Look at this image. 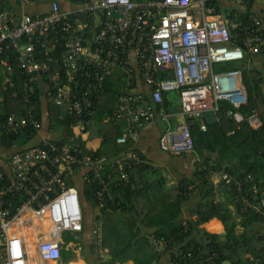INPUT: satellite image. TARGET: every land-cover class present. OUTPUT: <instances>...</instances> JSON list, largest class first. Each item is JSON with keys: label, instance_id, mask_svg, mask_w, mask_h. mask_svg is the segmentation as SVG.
<instances>
[{"label": "built area", "instance_id": "2783aa9c", "mask_svg": "<svg viewBox=\"0 0 264 264\" xmlns=\"http://www.w3.org/2000/svg\"><path fill=\"white\" fill-rule=\"evenodd\" d=\"M205 1L85 0L69 4L67 0L62 8L58 0H49L47 12L32 15L23 9L33 0H17L18 13L0 0V71L6 73L7 86L14 73L13 58L25 78L24 102L28 101L32 84L41 81L46 104L77 118L70 126L71 137L63 143V130L52 131L48 122H37L30 112L17 124L12 118L5 123L0 121L1 134L27 127L35 133L29 145L22 146L0 165V264H30V245L39 261L59 264L63 233L83 230L79 194L72 184L76 174L83 184L97 183L95 198L101 209L104 195L111 198L109 169L119 172V184L124 185L129 181L126 169L140 164L156 167L146 160L141 162L133 149L108 158L81 151L78 137L81 142L87 140L94 102L105 79L113 74L119 73L121 93L105 122L122 126L121 134L114 140L116 145L138 141L142 127L158 119L165 125L157 141L159 150L174 155L190 153L193 143L188 122L193 119L200 131H206L204 115L212 113L216 119L221 102L230 107L228 118L238 123L244 120L252 129L261 126L256 113L242 115L238 111L247 104L241 70H216L220 64L238 65L264 54L261 20L250 15L249 26L240 28L237 14H230L225 21L216 18ZM216 1L240 5L245 0ZM163 92L177 95V111L164 110ZM172 117L177 119L171 122ZM42 130L49 137L42 136ZM211 179L214 185L230 183L223 173L213 174ZM258 183L246 174L234 185L237 193L249 185L256 192ZM248 207L256 214L260 212L244 197L240 211ZM261 207L264 208V201ZM96 216L91 246L96 260L102 262L108 251L101 248L102 221ZM33 223L42 226L35 234L36 240L29 242L22 228ZM146 239L154 252L166 247L152 233ZM173 254L177 257L182 251L175 249Z\"/></svg>", "mask_w": 264, "mask_h": 264}, {"label": "trees", "instance_id": "16d2710c", "mask_svg": "<svg viewBox=\"0 0 264 264\" xmlns=\"http://www.w3.org/2000/svg\"><path fill=\"white\" fill-rule=\"evenodd\" d=\"M83 1L85 0H68V3L80 4ZM252 2L253 0H245L240 4L244 6V11L233 10L230 13L238 15L241 22L240 28L248 27L249 16L256 15L249 10ZM221 4L222 2L216 0L205 1L206 7L213 8L214 15L220 13L219 5ZM260 32L264 35V29ZM253 59L238 65L220 64L216 66V70L229 71L235 68L241 70V83L247 93V104L238 111L242 115L256 113L261 120V126L258 129H252L244 120L238 123L228 118L226 113L230 107L223 102L219 103L215 127L207 125L206 131L202 132L195 120L188 122L193 143L192 152L201 157V160L196 161L193 174L195 182L197 181L199 185H195L192 178H183L176 188L166 190L163 183L153 180L157 169L143 164L126 169L129 181L124 185L119 184L117 170L107 171L112 175L109 187L111 198L104 195L103 208L98 210V216L95 213L93 215V218L96 216L102 221L101 248L108 251L107 256L99 264H124L128 261L132 264H221L224 261H229L231 264H264V208L261 207V201H264V99L259 85L263 79L264 63L262 72H258L249 67ZM11 63L14 73L10 86H7L5 82L6 73L0 71L1 123L12 118L13 124H17L30 112L34 120L43 124L41 110L43 95L39 85L32 84V89L28 92V101L24 102L22 94L25 78L17 70L15 59L12 58ZM117 76L119 73L105 79L102 91L94 102V115L88 138L81 142L78 137V142L82 153L86 155L93 157L102 155L108 158L110 154L117 156L127 149H133L143 162L145 158L134 147L137 141H129L122 146L116 145L114 140L121 134L122 126L118 123L113 125L105 122L121 93L120 78ZM122 92L126 93L127 90ZM161 96L166 112L179 109L175 94L163 92ZM46 119L49 129L54 132L60 129L64 131L60 137L61 143L69 140L70 126L77 120L75 115H68L58 107L47 104ZM34 135L35 133L28 127L8 135L0 133V149L8 151L16 143L22 147ZM93 138H100V147L95 149L88 147L87 141ZM219 173L226 174L230 178V183L226 185L221 182L214 185L211 177ZM246 174H251L254 180L259 182L257 191H251V185H249L243 188L241 193H237L234 183L241 181ZM82 190L85 200L90 203L92 209H96L97 183L95 181L89 184L84 183ZM195 193L199 203L190 217L184 219L182 207ZM217 196L218 200L215 203ZM244 197L249 205L260 208L258 214L254 213L253 208L250 207L240 211ZM17 204L19 205L18 201H15L14 205ZM230 206L235 209L234 216L229 209ZM192 217L195 218L192 219ZM234 218L236 221L233 220ZM211 219H217L223 223L225 235L209 234L199 228L200 225L209 221L205 225L206 229L220 230V223ZM150 233L166 243L163 250L154 252L147 244L146 236ZM82 235L83 230L79 233L66 232L62 240L81 246ZM175 249H180L182 254L175 257L173 254ZM91 250L93 252L92 246ZM187 253L190 256H187ZM165 255L169 260L167 263H162ZM60 258L64 263H68L75 259L74 251L65 250L60 245Z\"/></svg>", "mask_w": 264, "mask_h": 264}, {"label": "crops", "instance_id": "0c3cea01", "mask_svg": "<svg viewBox=\"0 0 264 264\" xmlns=\"http://www.w3.org/2000/svg\"><path fill=\"white\" fill-rule=\"evenodd\" d=\"M3 1H5L7 3V5L10 8H12L16 13L20 12V9H19L18 4H17V0H3ZM58 1L60 2L61 7L64 8L65 4L67 3V0H58ZM48 3H49V0H33L32 4H30L29 6L24 8L23 11L26 13H30L32 15L43 14V13L47 12V10H48ZM244 9L245 8L243 5L235 4L233 1H225V2H222L221 5H219V12L220 13L217 14L216 18L218 17V18L223 19L225 21V20L229 19L228 17L230 15L231 11H233V10L244 11ZM249 10L251 13H255L256 16L259 17V19L261 20L262 29H264V1L253 0L252 4L250 5ZM263 63H264V54L261 53L258 56L254 57L251 65L249 67L254 68L258 72H262ZM38 84H39L41 92H43V90H45V86L42 84L41 81ZM259 85H260L261 94L263 95V99H264V76H263V79H261V82ZM175 98L177 101V95L176 94H175ZM177 106L179 108L178 103H177ZM41 110H42V116L44 118V122H47L46 121L47 104H46L43 97H41ZM173 112H175V109L171 112H168V113H173ZM176 119L177 118L172 117L171 122H174ZM206 126H207V124H206ZM164 127H165V125L158 119L155 120L151 124H145L141 129L139 140L134 144V147L143 155V157L145 158L146 161H148L150 164L156 166L155 168L157 170H156L155 175L153 176L154 177L153 180L160 181L161 183H163L164 189L172 190L173 187L176 188L178 186L179 182L183 178H192V181L195 182V178H194L193 174H194V170H195L196 163H197L196 161L201 160V157L194 152H192V153L190 152L187 154H180V155H174V154H168V153L161 152L158 148L157 141H158V137H159L160 133L163 131ZM42 132H45V130H42ZM45 134L49 137V134L46 132L43 133L42 136H46ZM50 136H53V135H50ZM54 136L56 137V134H54ZM99 143H100V138H93L92 140L87 141V145L90 149H95L96 147H100ZM20 148H21L20 144L16 143L8 151L0 149V165L5 164L8 160V158L13 153L18 151ZM111 156L115 157L116 155L113 156V154H110V157ZM211 157H214V156H211ZM72 184L78 190L79 200H80L81 207H82V212H83V210L85 211V208L88 207V209L91 210V215H90L89 222L86 223L85 218H84V213H83V220L84 221H83V235L81 237V241H82L81 246H79L77 243H73V242H64V240H62L63 237H61V242H60L61 247H63L65 250H73L75 259L68 262V263H64L60 259L59 264H99V261L96 260L94 254L91 250V228H92V222H93V215H94V213L96 214L99 209L98 208L92 209L90 203L87 200H85V198L83 197L82 186L84 184L82 183L81 177L79 175L76 174L75 176H73ZM195 185H199L197 181L195 182ZM191 200H189L190 203L187 202L182 207V218H184V219H187L190 217L191 212L199 203V198L197 196V193L194 194V196L191 198ZM192 202H193V205L189 206V204H191ZM229 209L232 211V216H234L235 215L234 207L230 206ZM184 211L186 214H184ZM194 218L195 217H193V219ZM211 220L218 221L221 225V229L222 230L224 229V225L221 221H219L217 219H211ZM233 220L236 221L235 218ZM207 223L203 224L202 228L205 229V225ZM41 226L42 225H40V224L33 223L31 225V227L27 228L29 230V233L31 234L30 241H32L33 239L36 240L37 235H35V234H37L36 232ZM234 227H236V224H234ZM237 228H239V227H237ZM22 234H23V232H22ZM35 236H36V238H35ZM26 240H28V239H26ZM31 249L33 251H29L28 253L33 257L34 262L29 261L30 264H54V263H49V262L43 263V262L39 261L37 258L35 259L34 246H31L30 250ZM168 260H169L168 256L165 255L162 258V263H164V262L167 263ZM116 264H118V263H116ZM124 264H132V262L128 261Z\"/></svg>", "mask_w": 264, "mask_h": 264}, {"label": "water", "instance_id": "95a60500", "mask_svg": "<svg viewBox=\"0 0 264 264\" xmlns=\"http://www.w3.org/2000/svg\"><path fill=\"white\" fill-rule=\"evenodd\" d=\"M204 121L208 126L215 127L216 119L215 116L212 113H206L204 115ZM204 230V229H203ZM205 231V230H204ZM206 232V231H205ZM219 236L225 235L224 229L221 232L216 233ZM221 264H231L229 261H224Z\"/></svg>", "mask_w": 264, "mask_h": 264}, {"label": "rangeland", "instance_id": "374dc122", "mask_svg": "<svg viewBox=\"0 0 264 264\" xmlns=\"http://www.w3.org/2000/svg\"><path fill=\"white\" fill-rule=\"evenodd\" d=\"M29 144V142H27L26 143V145H28ZM215 199H217V197L215 198ZM192 201V200H191ZM190 203V202H189ZM193 205V202L191 203V204H189V206H192ZM86 206V205H85ZM83 213H84V218H85V221H86V223H88L89 222V219H90V215H91V210H89L88 209V207L87 208H85V211L83 210ZM184 214H186L185 213V211H184ZM192 219H193V217H192ZM203 225V224H202ZM202 225H200L199 226V228L200 229H204V228H202ZM207 233H209V234H216V233H218V232H221L222 231V229H220V230H218V231H210V230H208V229H204ZM64 234V233H63Z\"/></svg>", "mask_w": 264, "mask_h": 264}, {"label": "bare ground", "instance_id": "6f19581e", "mask_svg": "<svg viewBox=\"0 0 264 264\" xmlns=\"http://www.w3.org/2000/svg\"><path fill=\"white\" fill-rule=\"evenodd\" d=\"M45 224V226L47 225V223H44ZM22 232H23V234H24V236L25 237H27L26 239H28V241L30 242V237H31V234L29 233V230L27 229V228H22ZM31 246L32 245H30V248H31ZM30 248L28 249V252L29 251H33L32 249L30 250ZM34 252H35V248H34ZM29 254V253H28ZM37 257H36V254H35V259H36ZM29 259H30V261L31 262H34V259H33V257L29 254ZM36 262V261H35Z\"/></svg>", "mask_w": 264, "mask_h": 264}]
</instances>
